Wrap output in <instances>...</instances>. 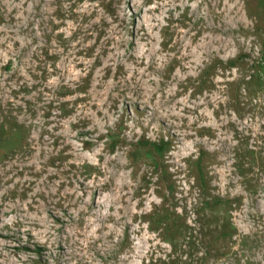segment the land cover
I'll return each instance as SVG.
<instances>
[{
    "label": "rangeland",
    "instance_id": "1",
    "mask_svg": "<svg viewBox=\"0 0 264 264\" xmlns=\"http://www.w3.org/2000/svg\"><path fill=\"white\" fill-rule=\"evenodd\" d=\"M0 264H264V0H0Z\"/></svg>",
    "mask_w": 264,
    "mask_h": 264
}]
</instances>
